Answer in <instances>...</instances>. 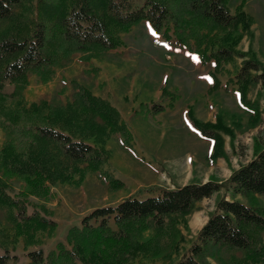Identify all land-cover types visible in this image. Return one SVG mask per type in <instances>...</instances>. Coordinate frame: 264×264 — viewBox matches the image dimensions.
<instances>
[{
	"label": "trees",
	"instance_id": "obj_1",
	"mask_svg": "<svg viewBox=\"0 0 264 264\" xmlns=\"http://www.w3.org/2000/svg\"><path fill=\"white\" fill-rule=\"evenodd\" d=\"M231 2L0 0V128L4 137L0 148V264L17 259L11 248L19 242L29 247V262L21 264H134L132 260L141 255H163L172 264H206V257L222 264H264V207L256 198L264 194V146H256L253 157L231 171L225 181L210 178L149 189L145 195H129L114 204L94 207L68 229L65 243L58 242L46 254L41 248L30 249L57 226L45 204L52 187L58 182L74 183L86 171L98 170L108 155V140L114 134L126 138L129 131L109 100L74 79L69 98L26 103L23 89L29 74L47 82L55 68L65 66L74 53H84L89 60L114 50L122 45L121 32L146 21L169 44L190 46L194 39L200 62L212 64L211 90L222 84L217 78L222 65L230 64L241 108L255 126L261 120L258 98L250 101L247 92L257 83L264 89V65L254 57L236 65L235 44L252 19L243 0L234 11ZM162 92L170 95L164 87ZM152 108L161 111L163 106L155 103ZM187 114L191 125L212 141L210 161L225 157L222 133L233 139V131L224 118L218 114L213 122H202L192 108ZM221 187L231 197L217 199L196 239L174 259L183 237L180 224L195 210L196 202ZM238 195L246 202L237 199ZM148 230L152 236L143 241ZM222 251L229 254L223 256Z\"/></svg>",
	"mask_w": 264,
	"mask_h": 264
},
{
	"label": "rangeland",
	"instance_id": "obj_2",
	"mask_svg": "<svg viewBox=\"0 0 264 264\" xmlns=\"http://www.w3.org/2000/svg\"><path fill=\"white\" fill-rule=\"evenodd\" d=\"M240 2L232 0L230 9L234 11ZM243 8L252 20L235 44L234 49L239 54L235 63L240 66L244 60L254 57L264 65V0H243ZM119 37L122 40L120 47L100 52L89 60L84 53H74L65 66L55 68L47 82H41L34 74L28 76L23 89L26 103L42 98L67 99L73 92L71 80L74 79L92 93L109 100L119 110L129 131L126 138L114 134L108 140V155L98 170L86 171L83 178L74 183L58 182L52 187V195L45 204L50 219L57 222V226L30 249L41 248L46 254L55 249L58 242H66L68 229L79 223L89 210L114 204L128 195H145L149 189L172 188L210 178L225 181L231 171L253 157L256 146H264V89L259 83L247 92L250 101L258 98L261 112L260 122L252 126L230 78L231 65H222L217 73L222 84L211 90L212 64L200 62L193 38L190 46L169 44L144 21L121 32ZM162 87L170 95L163 94ZM9 89L10 86H6V90ZM155 103L163 109L155 111L152 108ZM190 108L202 122H213L219 114L232 129L233 139L222 133L225 157L210 161L208 153L212 141L191 125L187 114ZM3 139L0 128V148ZM112 179L121 183L114 185ZM223 196L231 197L225 187L196 202L195 210L186 215L185 223L179 226L183 237L174 259L189 248L215 208L217 199ZM236 198L246 202L242 196ZM256 198L264 207V194H258ZM152 233V230L145 231L143 241ZM261 237L264 240V232ZM14 248H11V255H16L17 259L13 262L28 263L26 251L29 247L19 242ZM228 254L222 251L223 256ZM206 259V264H222L212 257ZM140 261L172 264L163 255H141L132 260L134 264Z\"/></svg>",
	"mask_w": 264,
	"mask_h": 264
}]
</instances>
